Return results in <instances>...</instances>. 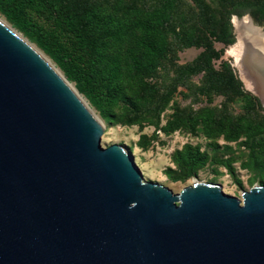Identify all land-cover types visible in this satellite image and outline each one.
<instances>
[{"label":"water","instance_id":"95a60500","mask_svg":"<svg viewBox=\"0 0 264 264\" xmlns=\"http://www.w3.org/2000/svg\"><path fill=\"white\" fill-rule=\"evenodd\" d=\"M103 133L0 22V264H264V185L241 199L201 182L174 193Z\"/></svg>","mask_w":264,"mask_h":264},{"label":"rangeland","instance_id":"374dc122","mask_svg":"<svg viewBox=\"0 0 264 264\" xmlns=\"http://www.w3.org/2000/svg\"><path fill=\"white\" fill-rule=\"evenodd\" d=\"M207 1L217 11L216 14H208L209 17L205 18L200 27L202 42L208 43L209 49L198 46L185 47L176 53H168L157 65L156 62H150L147 56L141 55L138 50L140 69H135L125 52L127 44L134 48L132 40L120 45L115 44L111 48L112 53L120 58L121 77L116 82H104V95L112 102L109 116H103L86 95L76 89L75 82L69 80L64 71L34 41L22 34L1 13L0 17L41 51L78 95L84 98L104 128L101 145L106 147L116 143L130 152L144 181L156 182L174 193L196 182L216 184L224 193L241 199L244 191L253 186L264 185V97L262 102L256 91L246 85L235 57L226 51L236 44V30L232 19L241 27L240 20L243 18L249 24L259 27L261 33H264V27L244 12V7L238 9V13L228 14L231 12L232 0L221 3L215 0ZM247 1L258 3L264 0ZM91 2L92 0H73L78 6L90 5ZM93 2L99 6L103 4L96 0ZM250 9L253 10V7ZM227 16L235 37L232 43L218 39L219 29ZM191 35L195 36L196 33L192 32ZM201 52L207 70L205 74L208 75L204 91L198 90L192 94L186 88L177 87L166 101L157 125L151 122H126L129 110L142 106L147 96H155L161 91L160 74L164 68H168L171 75L175 64L189 62ZM203 74L204 70L193 78L196 85H200ZM257 82L260 83L258 80ZM212 109L227 110L245 117L252 124L253 130H260L252 136L242 135L230 140L226 138L224 128L215 120L201 121L193 131L185 128L189 110L204 113ZM194 148L203 152L207 160L203 166L192 170L188 165L181 163V159L184 150Z\"/></svg>","mask_w":264,"mask_h":264},{"label":"trees","instance_id":"16d2710c","mask_svg":"<svg viewBox=\"0 0 264 264\" xmlns=\"http://www.w3.org/2000/svg\"><path fill=\"white\" fill-rule=\"evenodd\" d=\"M92 0L90 5L78 6L73 0H0V13L26 37L34 41L63 71L76 89L83 92L103 116L111 115V99L104 95V82H116L121 77L118 55L112 53L115 44L132 40L134 48H125L135 69H140L138 50L150 62L159 64L168 53L189 46L209 49L202 42L201 24L216 8L207 0ZM221 3L225 0H215ZM231 13L244 7L252 19L264 27V1L250 3L232 0ZM253 7V10L250 7ZM40 20V22H39ZM196 33L192 36L191 33ZM218 39L232 43L235 39L228 16L219 29ZM137 49V51L135 50ZM200 78V85L193 81ZM161 72V87L155 96H147L140 107L128 112L126 122H151L157 125L169 96L177 87L196 93L204 91L207 71L203 52L184 64H175ZM215 120L224 128L227 139L252 136L253 130L245 117L227 110L203 112L189 110L185 128L193 131L201 121ZM207 156L197 148L182 152L181 163L195 170L205 164Z\"/></svg>","mask_w":264,"mask_h":264},{"label":"bare ground","instance_id":"6f19581e","mask_svg":"<svg viewBox=\"0 0 264 264\" xmlns=\"http://www.w3.org/2000/svg\"><path fill=\"white\" fill-rule=\"evenodd\" d=\"M232 21V25L235 26L236 30V44L230 47L226 52L231 56L235 57L239 67L240 75L242 76V79L244 80L246 85H248L251 89H254L256 93L264 97V84L262 80V75L264 74V35L259 31L258 28L249 24L248 21L244 20L243 18L240 20L242 23L241 27L236 24V21L234 19H232ZM0 22H2L14 33L20 36L23 40H25L54 68V66L44 57V55H42L41 51H38L35 46L32 45V43H30L25 37L21 35V33H19L15 28H13L1 17ZM254 72L260 73V76L258 75V81L260 83H258L257 81H255V79L252 78ZM69 86L73 88L70 84Z\"/></svg>","mask_w":264,"mask_h":264},{"label":"flooded vegetation","instance_id":"af4514ba","mask_svg":"<svg viewBox=\"0 0 264 264\" xmlns=\"http://www.w3.org/2000/svg\"><path fill=\"white\" fill-rule=\"evenodd\" d=\"M260 73H253V76H252V78L254 79V78H256V80L255 81H257V80H259V77H258V75H259ZM260 76V75H259Z\"/></svg>","mask_w":264,"mask_h":264}]
</instances>
